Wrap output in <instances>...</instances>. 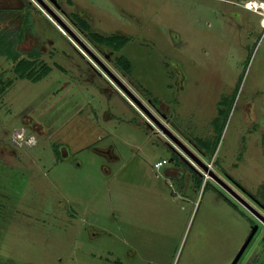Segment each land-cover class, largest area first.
I'll list each match as a JSON object with an SVG mask.
<instances>
[{
    "label": "rangeland",
    "instance_id": "374dc122",
    "mask_svg": "<svg viewBox=\"0 0 264 264\" xmlns=\"http://www.w3.org/2000/svg\"><path fill=\"white\" fill-rule=\"evenodd\" d=\"M27 1L0 0V24L50 69L13 77L0 54V264H227L256 219L227 187L264 203V0ZM69 15L127 39L99 49Z\"/></svg>",
    "mask_w": 264,
    "mask_h": 264
},
{
    "label": "trees",
    "instance_id": "16d2710c",
    "mask_svg": "<svg viewBox=\"0 0 264 264\" xmlns=\"http://www.w3.org/2000/svg\"><path fill=\"white\" fill-rule=\"evenodd\" d=\"M24 2L28 4L27 0H24ZM70 18L99 49L108 46L113 50H117L127 39L126 35L118 32L104 34L91 30V26L86 19L77 21L72 17ZM24 19L32 25L33 21L29 22L27 16ZM17 26L10 27L9 25L0 24V54L10 61L9 67L13 72V77L25 76L33 80L37 79L50 69V64L40 56L41 51L37 45H33L26 49L19 47L18 43L23 38L25 30L23 31L19 27L18 30ZM115 58L116 59H113V61L116 65H118L119 62L122 63L123 67L120 66L122 70L129 68L130 62L123 53L116 54ZM11 80L12 77L10 75L7 78L0 77V91H2Z\"/></svg>",
    "mask_w": 264,
    "mask_h": 264
},
{
    "label": "water",
    "instance_id": "95a60500",
    "mask_svg": "<svg viewBox=\"0 0 264 264\" xmlns=\"http://www.w3.org/2000/svg\"><path fill=\"white\" fill-rule=\"evenodd\" d=\"M65 25V23H64ZM66 28L73 34V36H75L87 49H89L91 51V49L89 48V46L83 42V40H81V38L71 29L69 28V26L65 25ZM92 52V51H91ZM106 69L108 70V72L110 73L111 76H113L115 78V80L120 84V86L123 88L126 98L127 99H132L136 104H138L142 109H144V111L146 113H148V115H150L153 119H155V117L153 116V114H151V112H149V110L145 107V105L142 103V101L139 99V97L137 96V94L123 81L121 80V78L115 73L113 72V70L109 69L106 67ZM158 125L160 127H162V129L165 131V133H168L171 137H173L176 145H178L179 147H181L180 149L183 151L182 157L184 158V160L189 163L198 173L203 174V171L201 169H203L204 171H206L208 173V175H210L211 177L215 178L216 180H218L220 183L221 180L218 178V176L215 174V172L211 169L208 168L207 164L201 159L199 158L197 155L193 154L187 147H185V145H183V143H181L179 140H177L172 134L171 132H169V130H167L163 124H161L160 122H157ZM173 141V140H172ZM191 159L201 168L199 169L197 166L194 165V163L191 161ZM226 186V185H225ZM227 189H229L230 193L237 199L240 201V203L245 206L246 208H248L254 215H256L258 218H260L263 222H264V213L256 208L251 202H249L248 200L244 199L242 196H240L238 193H236L235 191H233L232 189H230L229 187H227ZM264 207V206H263ZM259 224L255 223L248 235V237H246V239L244 240V242L242 243V245L240 246V248L238 249V251L236 252L234 258L230 261L229 264H236V262L238 261V257L240 256V254L242 253L243 249L245 248L246 245H248V243L250 242V240L252 239L253 235L255 234L257 228H258Z\"/></svg>",
    "mask_w": 264,
    "mask_h": 264
},
{
    "label": "flooded vegetation",
    "instance_id": "af4514ba",
    "mask_svg": "<svg viewBox=\"0 0 264 264\" xmlns=\"http://www.w3.org/2000/svg\"><path fill=\"white\" fill-rule=\"evenodd\" d=\"M245 4L248 5V0H245ZM248 6H249V5H248ZM167 119H169V118H167ZM211 165H212V162H211ZM244 192H245L246 194H248L249 197H251V198L253 199V201H255V202H257L258 204L261 205V206H260V209H261V211L264 213V207H263V206H264V203L261 202V201L259 200V198H257V196H255L254 194L250 193L249 191H245V190H244ZM261 222L264 224V222H263L260 218H258L257 216H256V219H253V221L251 222V225H250V226H251V229H252V227H253V225H254L255 223H258L259 226H258V228H257V230H256V232H255V234L253 235L252 239H251L250 242L248 243V245L245 246V248L243 249L242 253H241L240 256L238 257V260L241 259L242 255L244 254V252L246 251V249H248V247L251 245V243H252L254 237L260 232L261 234H259V235H260V237H261V240L259 241V243H258V241H257V244H255V246L263 243V244H262V247H261L260 250H258V249H257V250H254L253 253H252L248 258H246V259H250L249 261H246V264H254L255 261H256L257 259H264V231L261 232V229H262L261 226H260ZM250 231H251V230H250ZM249 233H250V232H249ZM248 235H249V234H248ZM248 235H246V237H248ZM246 237L244 238V240L246 239ZM262 239H263V240H262ZM244 240L242 241V243L244 242ZM242 243H241V245H242ZM241 245H240V246H241ZM240 246L238 247V249L240 248ZM238 249L236 250V252L238 251ZM236 252H235V254H236ZM235 254H234L233 257L231 258V260L234 258ZM231 260H230V261H231ZM230 261H229L227 264H229ZM237 262H238V261H237ZM237 262H236V264H237Z\"/></svg>",
    "mask_w": 264,
    "mask_h": 264
},
{
    "label": "built area",
    "instance_id": "2783aa9c",
    "mask_svg": "<svg viewBox=\"0 0 264 264\" xmlns=\"http://www.w3.org/2000/svg\"><path fill=\"white\" fill-rule=\"evenodd\" d=\"M248 5H249V6H255V1L248 0ZM263 18H264V17H263ZM13 136H14L15 138L19 139V140L23 139V141H24L25 143H30V142L32 141V137H33L32 135H31V136L29 135V136L23 138V137L21 136V134H20L19 131H15V132L13 133ZM164 162H166V159H164V158L158 159V160L154 161L153 166H154L155 168H159ZM206 164H207L208 168L211 167V160H210L209 162H206ZM203 175H204V177H207V176H208V173H207L206 171L203 170Z\"/></svg>",
    "mask_w": 264,
    "mask_h": 264
},
{
    "label": "clouds",
    "instance_id": "9594fccd",
    "mask_svg": "<svg viewBox=\"0 0 264 264\" xmlns=\"http://www.w3.org/2000/svg\"><path fill=\"white\" fill-rule=\"evenodd\" d=\"M262 26H264V22H262Z\"/></svg>",
    "mask_w": 264,
    "mask_h": 264
}]
</instances>
